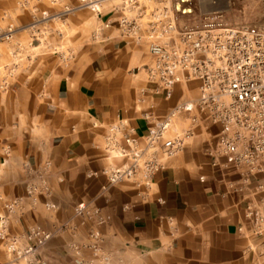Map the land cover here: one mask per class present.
<instances>
[{
    "label": "crops",
    "instance_id": "1",
    "mask_svg": "<svg viewBox=\"0 0 264 264\" xmlns=\"http://www.w3.org/2000/svg\"><path fill=\"white\" fill-rule=\"evenodd\" d=\"M75 3L0 0V30L14 28L9 42L0 40V264H23L6 241L16 236L25 246L33 227L50 233L37 256L53 264L79 256L94 264H264L263 239L245 218L249 205L264 210V177L209 155L220 128L205 115L195 125L188 114L174 121L175 134L192 136L148 188L109 184L107 171L122 162L104 149L108 126L122 121L145 136L154 120L197 98L199 83L176 84L167 98L147 81L136 70L151 61L146 46L123 38L117 16L106 13L115 2L100 18L87 10L52 18L32 39L34 16Z\"/></svg>",
    "mask_w": 264,
    "mask_h": 264
},
{
    "label": "built area",
    "instance_id": "2",
    "mask_svg": "<svg viewBox=\"0 0 264 264\" xmlns=\"http://www.w3.org/2000/svg\"><path fill=\"white\" fill-rule=\"evenodd\" d=\"M29 1L42 0H23L24 5ZM45 1L59 4L61 0ZM111 2L115 5L106 13L117 16L120 35L144 44L151 58L149 64L136 70H143L147 81L157 85L167 98L176 84L194 81L199 83V95L178 103L162 119L154 120L145 136H136L122 121L108 126L104 149L122 162L107 171L109 184L134 180L148 188L162 170L163 160L174 157L192 136L191 129L173 132L174 121L183 114L189 115L191 125L203 114L220 128L210 156L244 170L247 178L264 177V0L260 27L225 24L222 10L218 9L220 0H76L73 6L62 4L53 16L46 12L34 16L28 26L31 37H39L42 23L52 18L62 20L79 10L100 18L105 5ZM196 13L200 21L190 23ZM110 26L108 19L102 22L101 29ZM13 33L12 26L0 30V40L9 42ZM2 87L6 84L2 83ZM144 119L153 118L145 114ZM259 189L264 192V185ZM12 207H6L8 212ZM83 209L80 204L75 211L81 215ZM245 218L252 226V235L263 239L264 249V210L249 205ZM50 237L49 232L33 227L23 238L25 246H19L20 238L13 236L6 241V251L23 264H53L37 256ZM98 251L93 248L94 259ZM79 258L74 264H94ZM102 264H110L107 257L102 258Z\"/></svg>",
    "mask_w": 264,
    "mask_h": 264
},
{
    "label": "rangeland",
    "instance_id": "3",
    "mask_svg": "<svg viewBox=\"0 0 264 264\" xmlns=\"http://www.w3.org/2000/svg\"><path fill=\"white\" fill-rule=\"evenodd\" d=\"M222 10L225 24L229 26L254 25L260 27L263 24V10L261 0H226ZM200 21L198 13L190 21Z\"/></svg>",
    "mask_w": 264,
    "mask_h": 264
},
{
    "label": "bare ground",
    "instance_id": "4",
    "mask_svg": "<svg viewBox=\"0 0 264 264\" xmlns=\"http://www.w3.org/2000/svg\"><path fill=\"white\" fill-rule=\"evenodd\" d=\"M224 2H226V0H220V3L218 5V9L219 10H224V8L223 9L222 8H219L220 6H224Z\"/></svg>",
    "mask_w": 264,
    "mask_h": 264
}]
</instances>
